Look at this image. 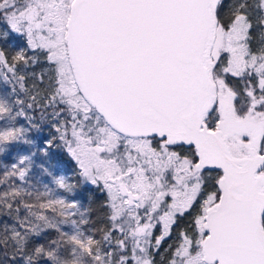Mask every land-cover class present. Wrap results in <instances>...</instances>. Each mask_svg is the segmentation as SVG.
<instances>
[{
	"label": "snow or ice",
	"instance_id": "6c2138e0",
	"mask_svg": "<svg viewBox=\"0 0 264 264\" xmlns=\"http://www.w3.org/2000/svg\"><path fill=\"white\" fill-rule=\"evenodd\" d=\"M0 264H264V0H0Z\"/></svg>",
	"mask_w": 264,
	"mask_h": 264
},
{
	"label": "trees",
	"instance_id": "16d2710c",
	"mask_svg": "<svg viewBox=\"0 0 264 264\" xmlns=\"http://www.w3.org/2000/svg\"><path fill=\"white\" fill-rule=\"evenodd\" d=\"M4 162L10 164L11 163V158H6L4 160ZM59 167H60L61 170H63L65 165L61 164ZM68 167L70 169V165ZM37 173H38L37 179L36 180L33 179L34 176L30 174V180L37 188H39L40 190H43L42 183L44 182V183H48L49 184V181L48 180L46 181V179H49L50 181H51V179H50V177L40 175L39 174V170H37ZM37 181H39V183H37Z\"/></svg>",
	"mask_w": 264,
	"mask_h": 264
},
{
	"label": "rangeland",
	"instance_id": "374dc122",
	"mask_svg": "<svg viewBox=\"0 0 264 264\" xmlns=\"http://www.w3.org/2000/svg\"><path fill=\"white\" fill-rule=\"evenodd\" d=\"M30 174L34 176L33 179H35V180L37 179V176H38L37 169H33L32 173H30ZM47 180L49 181V185L52 186L51 181L49 179H46V181ZM43 184H45V183L44 182L42 183V188H43Z\"/></svg>",
	"mask_w": 264,
	"mask_h": 264
}]
</instances>
